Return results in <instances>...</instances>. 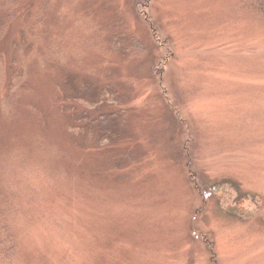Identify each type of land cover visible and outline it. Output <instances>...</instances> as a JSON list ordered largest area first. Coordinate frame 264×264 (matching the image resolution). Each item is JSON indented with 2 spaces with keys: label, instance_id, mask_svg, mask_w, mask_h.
<instances>
[{
  "label": "rangeland",
  "instance_id": "rangeland-1",
  "mask_svg": "<svg viewBox=\"0 0 264 264\" xmlns=\"http://www.w3.org/2000/svg\"><path fill=\"white\" fill-rule=\"evenodd\" d=\"M2 2L0 264H264V15Z\"/></svg>",
  "mask_w": 264,
  "mask_h": 264
},
{
  "label": "trees",
  "instance_id": "trees-1",
  "mask_svg": "<svg viewBox=\"0 0 264 264\" xmlns=\"http://www.w3.org/2000/svg\"><path fill=\"white\" fill-rule=\"evenodd\" d=\"M3 0H0V13L1 15L3 16L4 12L2 10L3 7H5L3 5ZM248 2L251 3V5L261 14L264 15V0H247ZM13 2V1H12ZM11 2V3H12ZM1 15H0V18H1ZM9 16V15H8ZM37 21V19H36Z\"/></svg>",
  "mask_w": 264,
  "mask_h": 264
}]
</instances>
